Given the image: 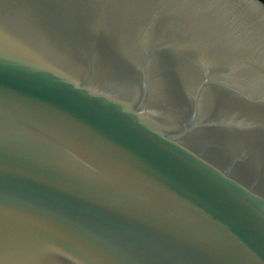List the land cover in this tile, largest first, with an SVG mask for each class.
Listing matches in <instances>:
<instances>
[{
  "label": "water",
  "instance_id": "water-1",
  "mask_svg": "<svg viewBox=\"0 0 264 264\" xmlns=\"http://www.w3.org/2000/svg\"><path fill=\"white\" fill-rule=\"evenodd\" d=\"M0 264H264V1L0 0Z\"/></svg>",
  "mask_w": 264,
  "mask_h": 264
},
{
  "label": "trees",
  "instance_id": "trees-1",
  "mask_svg": "<svg viewBox=\"0 0 264 264\" xmlns=\"http://www.w3.org/2000/svg\"><path fill=\"white\" fill-rule=\"evenodd\" d=\"M264 1V0H263Z\"/></svg>",
  "mask_w": 264,
  "mask_h": 264
}]
</instances>
